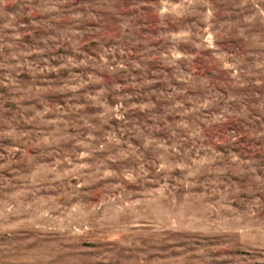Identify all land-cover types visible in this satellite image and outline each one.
<instances>
[{"label": "rangeland", "instance_id": "374dc122", "mask_svg": "<svg viewBox=\"0 0 264 264\" xmlns=\"http://www.w3.org/2000/svg\"><path fill=\"white\" fill-rule=\"evenodd\" d=\"M0 264H264V0H0Z\"/></svg>", "mask_w": 264, "mask_h": 264}]
</instances>
